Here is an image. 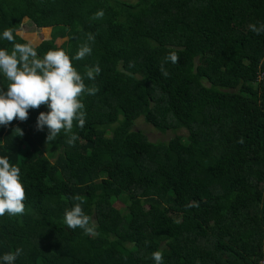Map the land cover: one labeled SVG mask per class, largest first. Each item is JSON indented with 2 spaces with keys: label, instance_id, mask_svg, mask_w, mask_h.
Returning <instances> with one entry per match:
<instances>
[{
  "label": "trees",
  "instance_id": "obj_1",
  "mask_svg": "<svg viewBox=\"0 0 264 264\" xmlns=\"http://www.w3.org/2000/svg\"><path fill=\"white\" fill-rule=\"evenodd\" d=\"M25 19L52 29L39 58L62 48L98 91L81 97L73 146L36 129L46 105L0 126V157L27 197L22 215L0 217V264L17 248L14 264H155V251L163 264H264V33L249 29L264 24V0H0V49L11 53L3 32ZM88 34L91 55L76 60ZM140 120L188 133L153 142ZM75 196L98 235L64 223Z\"/></svg>",
  "mask_w": 264,
  "mask_h": 264
},
{
  "label": "clouds",
  "instance_id": "obj_2",
  "mask_svg": "<svg viewBox=\"0 0 264 264\" xmlns=\"http://www.w3.org/2000/svg\"><path fill=\"white\" fill-rule=\"evenodd\" d=\"M103 10L97 11L93 19H101ZM249 29L257 35L264 33V24L259 26L252 24ZM21 35L20 31L7 28L3 32V38L13 43L11 53L7 49H0V72L10 83L6 90L0 88V126H8L14 119L23 122L29 118V110L39 109L46 105L47 112H41L37 118L36 129L43 131L48 129L46 140L48 143L56 140L57 136L64 131L69 136L67 143L70 146L78 139L72 133L74 121L81 129L85 125L86 113L83 111L84 104L81 97L87 93L95 95L98 89L95 86L87 87L82 76L72 64V58L65 50H49L43 58H39L36 46L31 42L15 43V36ZM95 39L93 34H88L87 41L83 43L75 56L81 60L91 55L92 48L88 41ZM170 61L176 64L179 56L175 50L171 51L161 63L160 71L164 77L169 75L164 63ZM133 65L130 63L129 67ZM101 72L97 64L86 70L88 80H95ZM20 136L22 130L16 129ZM241 142H243L241 140ZM24 185L20 179V168L9 163L8 158L0 157V217L22 215L25 211L26 200ZM76 201L70 209L64 213V223L70 229L80 228L86 235H98L93 218L84 212L82 207L83 198L73 197ZM198 206L190 203L186 207ZM22 249L6 253L2 259L5 264H14L22 254ZM155 264H163V252L152 253Z\"/></svg>",
  "mask_w": 264,
  "mask_h": 264
},
{
  "label": "rangeland",
  "instance_id": "obj_3",
  "mask_svg": "<svg viewBox=\"0 0 264 264\" xmlns=\"http://www.w3.org/2000/svg\"><path fill=\"white\" fill-rule=\"evenodd\" d=\"M125 1L134 3L137 0H125ZM20 32H21L20 35L21 38H23L28 42L31 41L37 47L43 42V40L50 39L52 29L48 28L46 30L45 29L38 30L33 26V24L28 19H25L23 28L22 30H20ZM58 43L62 44L63 40L58 41ZM137 128L143 130L146 133V135L149 137V139L153 142L169 141L171 138L175 136V134L186 136L188 133L187 130L185 129H178V131L176 132L170 131L166 133H161L155 130L154 128H152L150 125L146 124L143 120L139 121V123L137 124ZM115 206L120 210H123L125 208V205L122 202V200L117 201L115 203Z\"/></svg>",
  "mask_w": 264,
  "mask_h": 264
},
{
  "label": "built area",
  "instance_id": "obj_4",
  "mask_svg": "<svg viewBox=\"0 0 264 264\" xmlns=\"http://www.w3.org/2000/svg\"><path fill=\"white\" fill-rule=\"evenodd\" d=\"M261 77L264 78V74H262ZM261 77H260V78H261Z\"/></svg>",
  "mask_w": 264,
  "mask_h": 264
}]
</instances>
